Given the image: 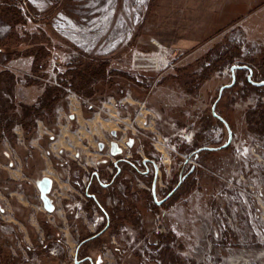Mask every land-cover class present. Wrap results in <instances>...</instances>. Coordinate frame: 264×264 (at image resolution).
<instances>
[{"label": "rangeland", "instance_id": "rangeland-1", "mask_svg": "<svg viewBox=\"0 0 264 264\" xmlns=\"http://www.w3.org/2000/svg\"><path fill=\"white\" fill-rule=\"evenodd\" d=\"M234 45L240 60L264 59V0H0V73L6 70L14 75L13 96L0 83V130L7 134L14 124L23 122H30L35 130L34 116L50 104L54 114L59 112V120L69 92L84 106L81 100L94 107V101L130 96L142 99L141 105H145L163 80H170L181 94H194L205 81L208 89H220L231 83V67L219 63L204 75L202 69L208 71L215 62V48L223 52ZM157 54L166 57L168 69L135 61ZM234 74L237 86L224 89L215 108L233 127L229 146L217 153L202 152L197 157L202 169L183 166L177 158L157 166L158 172L165 166L171 171V178L163 184L165 192L160 198L156 196L157 201L175 188L180 171L194 175L186 187L177 189L174 199L160 206L147 199L153 209L152 237L146 239L138 228L143 221L137 214L135 222H124L112 231L118 237L121 227L137 225L136 237L156 251L162 264H264V156L259 152V159L253 162V157H247L245 169L233 156L235 145L245 138L251 140L247 142L250 148L264 140V134L252 130L245 121L247 112L264 105V94L244 84L247 72ZM218 93L207 102L177 100L180 105L174 112L194 132L192 143L179 147L180 153L189 155L196 138L216 149L226 143L225 128L211 114ZM35 102L39 103L33 107ZM32 134L31 140L35 132ZM41 134L43 139L46 134ZM137 137L148 142L143 144L148 160L154 151L149 136ZM241 151L239 147L236 153ZM215 175L227 181L223 183ZM124 185L118 195L137 203L134 193H125L132 186ZM157 192L155 189V195ZM122 203L121 211L129 209ZM93 207L86 201L85 210L90 212ZM156 215L163 232L154 227ZM87 228L79 240L99 229ZM3 231L0 220V233ZM46 240L40 238L37 247L47 246ZM98 243L102 245V240ZM98 243L90 241L83 249L87 253ZM54 245L59 255L58 241L48 245L47 256ZM26 259L21 262L26 264ZM130 259L122 257V261Z\"/></svg>", "mask_w": 264, "mask_h": 264}, {"label": "crops", "instance_id": "crops-1", "mask_svg": "<svg viewBox=\"0 0 264 264\" xmlns=\"http://www.w3.org/2000/svg\"><path fill=\"white\" fill-rule=\"evenodd\" d=\"M207 85L205 81L194 94H181L179 89L171 86L170 80H163L160 90L153 92L145 105H141L142 99L130 96L118 100L111 98L94 101L95 106L90 109L71 97L68 103H63L59 120H56L53 104L41 107L34 118H37L39 125H43L48 135L40 141L31 140L32 131L35 130L31 128L30 122L14 124L7 134L0 130V203L4 208L1 218L4 233H0V264H18L25 258L33 259L35 264H75V258L81 261L87 257L92 259L93 264H140L137 254L130 260L122 261L117 243L120 246L122 244L115 231H109V228L102 235L103 249L98 243V247L89 249L88 254L84 246L77 252L79 237L84 234L86 222L92 214L89 212L88 217L75 222L67 216L64 206L80 200L88 193L107 208L115 209L110 206V199L116 198L124 184L128 183L134 190L137 202L135 215H139L143 221L138 227H141L146 239L152 237L153 209L148 206L147 199L153 200L148 183L152 182L154 169L151 163L143 164V160L147 159V150L143 144L148 142L144 137H137V134L153 136L158 132L164 135L165 131L159 130L161 122L158 116L172 115L178 128H186L187 124L174 112L179 107L177 105H180L177 100L183 103L190 99L211 101L214 93L220 89H208ZM120 100L122 105L118 104ZM112 145L115 146L113 150ZM194 148L208 153L218 151L211 150L216 149L212 145L198 142L197 138ZM61 152L69 155V170L58 167ZM122 160L131 161L137 170ZM115 162H118L119 181L115 186L101 185L113 173ZM90 169L100 175V184L91 180L93 173L88 174ZM170 173L169 166H165L162 171L159 169L156 180L158 198L160 193L165 192L163 184L171 178ZM42 179L50 181L47 198L53 207L51 213L44 209L41 200L38 185ZM93 199L91 197L92 202ZM44 226L56 233L57 241L52 234H46ZM43 237L49 246L59 241L61 250L58 256L39 254L38 241Z\"/></svg>", "mask_w": 264, "mask_h": 264}, {"label": "built area", "instance_id": "built-area-1", "mask_svg": "<svg viewBox=\"0 0 264 264\" xmlns=\"http://www.w3.org/2000/svg\"><path fill=\"white\" fill-rule=\"evenodd\" d=\"M135 61H144L150 63V65H153L155 67H161V69H168V62L166 60V57L164 55H155L152 57H138L135 58ZM23 83V82H20ZM66 90V89H65ZM69 92V90H67ZM70 95L66 97V99L74 96L69 92ZM82 103L87 105L88 108H93L91 104H89L88 100H81ZM122 103V102H119ZM56 118L57 114H59L58 111L55 112ZM158 120H160L161 124L159 126V130L165 131L164 135H160L158 132L154 134L153 136H149L148 140L150 142V145L153 148V152L150 154V159L152 162L154 160H157L153 162L157 166L160 164H170L172 159H180L181 164L183 166L189 165L192 166V168H199L202 169V166L198 164L197 157H193L192 155H186L184 153H180L179 147L182 145H189L193 141V131L188 128H178L176 125V122L173 118L168 116H158ZM36 127H35V134L34 139L35 141H39L42 139V134L48 135L47 130H42L38 124V121L35 119ZM193 125V124H192ZM217 141L219 140V133L216 135ZM232 140V139H231ZM251 140L249 138H245L242 143H237L235 145V151H234V162H239L242 164L243 168H247V157L251 159V162H253L255 159H259V152L262 156H264V140L258 141V145L252 144V147H249V144L247 142H250ZM241 148V152L236 153L238 151V148ZM250 148V149H249ZM164 152V154L162 153ZM160 154V156H159ZM165 155V156H164ZM242 155V158L240 156ZM58 167L63 170H69L70 162H69V155L66 152H61L58 158ZM174 164V163H173ZM241 172V171H240ZM217 179H219L221 182L225 183L227 179L222 176L215 175ZM180 182V181H179ZM108 180H104L101 182V185H107ZM167 185V184H166ZM120 195H123L124 198H126V195L124 193H120ZM258 196V194H256ZM259 196H261V193H259ZM87 201L86 196H82L80 200L75 201L71 204H66L64 206L65 212L67 215L71 216L74 221H77L78 219H83L89 214V211L85 210V203ZM110 206L112 208H121L123 206V203L118 198H111L110 199ZM4 211L3 205L0 203V220L2 218V213ZM92 218L89 222L86 224L90 228V230L95 231L97 230L104 222H105V216L100 213L95 207H93L92 211ZM154 227L157 231L163 232L164 228L162 226L160 216L156 215L154 220ZM141 229V227H138ZM138 233L137 228H131L129 226H123L119 229L118 234V240L120 243H124V247L120 246V244L117 243L118 248L120 249L121 257H125L126 259L132 258L135 254H137L140 257V264H162L161 259L157 258L156 251L151 250L147 244L143 240H139L136 236ZM40 244H44V240L40 241ZM106 249V248H105ZM58 249L57 245H54V247L48 249V254L51 256H57ZM33 259H26V264H35L33 262Z\"/></svg>", "mask_w": 264, "mask_h": 264}, {"label": "trees", "instance_id": "trees-1", "mask_svg": "<svg viewBox=\"0 0 264 264\" xmlns=\"http://www.w3.org/2000/svg\"><path fill=\"white\" fill-rule=\"evenodd\" d=\"M215 54L217 55V58L215 60V62L210 64V68L208 69V71H206L207 69H202V73L203 75L210 72L211 70L214 69V66H218L217 64L221 63V64H225L227 63L230 67L232 66H247L249 69H251L252 71V79L254 82H264V59H260L257 60L256 58H243V59H239L240 57V53L238 52V48L237 46H233V48H225L223 52H220V48H215L214 49ZM213 52V53H214ZM237 59V61H235ZM245 73L247 72L246 70H239L236 71V73ZM236 79L238 80V76H236ZM236 80V81H237ZM0 83H3L7 93L9 94V96H13V83H14V75L11 74L10 72L3 70L0 73ZM244 84L250 88L251 90L258 92V93H262L264 94V87H254L251 84H249L246 80H244ZM237 86V82L234 84L232 90ZM221 117L227 122L228 126L231 128V130H233V127L231 126V124L229 123V121L223 117L221 115ZM245 121L248 127H250L252 130L254 131H259L260 133L264 134V105H260L257 106L254 110L247 112L246 116H245ZM206 153V150H201L198 151L197 148H194L193 150H191L190 155H192L193 157H198L200 153ZM149 161H151L150 158H148ZM118 162H121V160H118ZM122 162H126L130 167H132L135 171L137 170V167L128 160H122ZM116 169H113V173L108 177V186H115V184L119 181L120 178V174L116 173ZM93 173V172H92ZM97 173V171H96ZM98 174V173H97ZM194 174L193 172H190L188 174H185L183 171H180L179 173V181H181L180 183V189H182L183 187H186L188 185V182H190L189 178L192 177ZM99 177L100 175L98 174L97 176H91V180H96L99 184ZM190 185V184H189ZM156 189V187H155ZM125 193L129 196H132V194L134 193V190L132 187H127V189L125 190ZM86 196L88 197V200L90 203H92L96 209L102 213L105 216V222L104 224L94 233V234H90L87 237H84L82 239L79 240V245L82 244V246H86L88 242H95L98 243L101 238L102 235L98 237H95L105 226L106 221H109V231H113L117 225L119 224H123L124 222H135V212H134V207H135V203L131 202L130 199L127 200H122L121 196H119L118 194L116 195V198L120 199L121 201L127 203V205L129 206V209L125 210V211H121L117 208L115 209H109L106 206H104L102 203H100L97 199H93L94 201H91V197L88 195V193H86ZM176 196V193L169 199H174ZM155 208H158L157 206L154 205ZM121 212V214H120ZM125 224V223H124ZM46 234H52L54 237V240H56V233L51 230L50 228L44 226L43 227ZM81 246V247H82ZM48 247L45 246L43 247H38L39 254L42 255H46V248ZM80 247V248H81ZM168 262H166L165 264H167ZM18 264H25L22 262H19ZM85 264H88L87 261Z\"/></svg>", "mask_w": 264, "mask_h": 264}, {"label": "water", "instance_id": "water-1", "mask_svg": "<svg viewBox=\"0 0 264 264\" xmlns=\"http://www.w3.org/2000/svg\"><path fill=\"white\" fill-rule=\"evenodd\" d=\"M246 70L247 71V82L249 83V84H251L252 86H254V87H264V82H254L253 80H252V71H251V69H249L247 66H232L231 67V72H232V74H231V83L229 84V85H225V86H222L221 88H220V90H219V93H218V97H217V99H216V101L213 103V105H212V107H211V114H212V116L225 128V130H226V134H227V141H226V143L223 145V146H221V147H219V148H217V149H211V150H221V149H224V148H226V147H228L229 146V144H230V141H231V139H232V131H231V129H230V127L228 126V124H227V122L221 117V116H219V115H217V113L215 112V108H216V105H217V103L219 102V100L221 99V95H222V91L224 90V89H229V88H231V87H233L234 86V84H235V81H236V78H235V72L236 71H239V70ZM113 149H115V146L114 145H112V150ZM204 149H206V148H204ZM208 150V149H207ZM149 163H151L152 164V166H153V169H154V176H153V179H152V182H151V194H152V197H153V200H154V203L157 205V206H160V205H162L165 201H167L168 199H170L171 197H172V195L177 191V189L180 187V183H181V181L180 182H178V184L175 186V188L172 190V191H170L168 194H167V196L165 197V198H163L162 200H160V201H157V199H156V195H155V187H156V180H157V173H158V167H157V165L156 164H154L152 161H149V160H147V159H145V160H143V164L144 165H146V164H149ZM114 168L117 170V174H118V172H119V168H118V162H115L114 163ZM93 176H97V174L94 172L93 173ZM38 187H39V191H40V194H41V200H42V203H43V206H44V209L47 211V212H49V213H51L52 211H53V207L51 206V203H50V201H49V199L47 198V195L49 194V192H50V188H51V186H50V181L49 180H47V179H42L40 182H39V185H38ZM92 197V199H93V196H91ZM109 228V221L107 220L106 221V224H105V226H104V228L95 236V237H98V236H100L101 234H103L107 229ZM82 246V244H80L79 245V247H78V249H77V252H78V250H79V248ZM84 261H88L90 264H93V261H92V259L90 258V257H87V258H85V259H83V260H81V261H79V260H77V258H75V264H80V263H82V262H84Z\"/></svg>", "mask_w": 264, "mask_h": 264}, {"label": "flooded vegetation", "instance_id": "flooded-vegetation-1", "mask_svg": "<svg viewBox=\"0 0 264 264\" xmlns=\"http://www.w3.org/2000/svg\"><path fill=\"white\" fill-rule=\"evenodd\" d=\"M80 249V248H79ZM88 262V261H87Z\"/></svg>", "mask_w": 264, "mask_h": 264}]
</instances>
